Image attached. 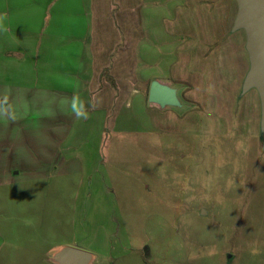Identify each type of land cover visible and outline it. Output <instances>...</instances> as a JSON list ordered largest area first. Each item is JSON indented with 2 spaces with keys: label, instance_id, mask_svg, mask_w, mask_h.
I'll use <instances>...</instances> for the list:
<instances>
[{
  "label": "rangeland",
  "instance_id": "1",
  "mask_svg": "<svg viewBox=\"0 0 264 264\" xmlns=\"http://www.w3.org/2000/svg\"><path fill=\"white\" fill-rule=\"evenodd\" d=\"M150 6L160 62L149 71L176 76L204 107L135 100L134 120L110 125L77 115V36H47L46 7L0 0V264H53L55 246L89 251L92 264H264V139L256 91L240 94L248 59L243 30L231 31L236 3Z\"/></svg>",
  "mask_w": 264,
  "mask_h": 264
},
{
  "label": "crops",
  "instance_id": "2",
  "mask_svg": "<svg viewBox=\"0 0 264 264\" xmlns=\"http://www.w3.org/2000/svg\"><path fill=\"white\" fill-rule=\"evenodd\" d=\"M31 5L51 11L54 30L47 36L56 39L74 35L77 38L71 40L73 47L81 44V53L69 50V57L78 62L76 77L81 84V101L86 109L82 116L86 124L97 115H105V122L110 125L124 119L134 120L131 109L135 100H144L143 107H153L145 105L144 91L152 79H169L170 83L177 84L178 78L171 73L160 75L148 69L153 60L158 70L160 62L150 50V8L156 9L150 6V0H31ZM173 5L158 8L161 10L159 21L167 13L172 18L176 4ZM173 53V49L163 51L167 64L172 62ZM162 62L164 70L166 60L163 58ZM147 117L150 121L149 113Z\"/></svg>",
  "mask_w": 264,
  "mask_h": 264
},
{
  "label": "water",
  "instance_id": "3",
  "mask_svg": "<svg viewBox=\"0 0 264 264\" xmlns=\"http://www.w3.org/2000/svg\"><path fill=\"white\" fill-rule=\"evenodd\" d=\"M236 13L231 31L243 30L244 50L248 68L244 74L240 94L254 89L259 101V132L264 139V0H234ZM180 85L158 78L150 81L147 104L158 109L181 110L186 103L179 95ZM94 256L75 246H61L52 252L53 264H92Z\"/></svg>",
  "mask_w": 264,
  "mask_h": 264
},
{
  "label": "flooded vegetation",
  "instance_id": "4",
  "mask_svg": "<svg viewBox=\"0 0 264 264\" xmlns=\"http://www.w3.org/2000/svg\"><path fill=\"white\" fill-rule=\"evenodd\" d=\"M181 91H182V88L179 90V95L180 97L182 98V100L186 103V106L184 108H182L181 110L179 111H189L193 108H200V107H204V105L202 104V102H198L196 100H190V101H187L184 97H183V94H181ZM166 109H171V108H166ZM164 110V109H162ZM174 110V109H173ZM230 258H228L229 260Z\"/></svg>",
  "mask_w": 264,
  "mask_h": 264
},
{
  "label": "clouds",
  "instance_id": "5",
  "mask_svg": "<svg viewBox=\"0 0 264 264\" xmlns=\"http://www.w3.org/2000/svg\"><path fill=\"white\" fill-rule=\"evenodd\" d=\"M77 115L80 116V115H83V113L77 112Z\"/></svg>",
  "mask_w": 264,
  "mask_h": 264
}]
</instances>
